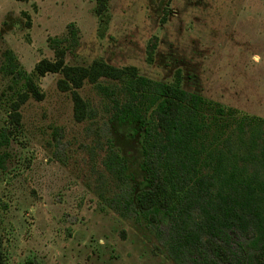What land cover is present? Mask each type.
<instances>
[{"label":"rangeland","instance_id":"rangeland-1","mask_svg":"<svg viewBox=\"0 0 264 264\" xmlns=\"http://www.w3.org/2000/svg\"><path fill=\"white\" fill-rule=\"evenodd\" d=\"M97 6L0 0V130L22 86L2 52L12 50L43 93L21 105V131L0 146V264H174L153 234L96 195L108 141L99 86L111 81L78 90L91 113L77 121L61 75L36 74L40 60L62 52L66 64L103 60L163 82L179 70L186 90L264 117V0H107L100 15Z\"/></svg>","mask_w":264,"mask_h":264},{"label":"trees","instance_id":"trees-1","mask_svg":"<svg viewBox=\"0 0 264 264\" xmlns=\"http://www.w3.org/2000/svg\"><path fill=\"white\" fill-rule=\"evenodd\" d=\"M96 2L100 15L107 0ZM156 44L154 36L148 60ZM2 56L6 73L22 82L0 130V146H7L22 129L21 105L43 93L12 50ZM35 72L61 75L57 86L70 92L77 121L91 113L78 90L85 82L111 81L99 86L109 101L108 141L96 195L153 234L166 258L174 264H264V117L186 90L179 70L163 82L103 60L66 64L58 52L52 62L40 60Z\"/></svg>","mask_w":264,"mask_h":264}]
</instances>
